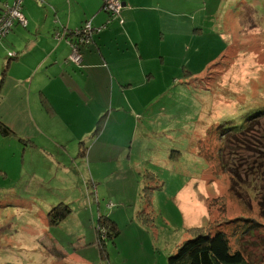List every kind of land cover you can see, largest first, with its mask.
Listing matches in <instances>:
<instances>
[{"label":"rangeland","instance_id":"1","mask_svg":"<svg viewBox=\"0 0 264 264\" xmlns=\"http://www.w3.org/2000/svg\"><path fill=\"white\" fill-rule=\"evenodd\" d=\"M13 1L0 0V14ZM168 2L179 4L185 25L192 20L199 24L190 31L192 39L185 30V41L175 51L164 49L168 79L149 84V90L162 84L163 90L151 95L148 118L136 119V135L129 133L128 118L106 126V110L101 121L98 115L93 123L86 119L75 128L81 134L77 147H90L96 139L106 145L98 154L101 160L87 162L89 173L79 156L71 164L68 157L56 159L57 154L43 156L39 169L19 159L17 174L0 173V264H165L176 245L191 236L187 228L204 224L210 233L225 232L231 248L252 263L264 264V199L259 204L264 169L256 167L260 158L254 161L263 156L264 162V0ZM17 23L26 25L27 19ZM166 30L171 36L181 31L176 24ZM6 33H0V40ZM158 106L165 108L161 114ZM250 121L258 140L252 148L234 140L230 151L239 155L227 154L233 134ZM52 140L50 148L62 156L55 142L64 145V140L58 133ZM65 146L74 148L75 143ZM106 152L113 158H103ZM131 162L139 165L136 172ZM235 164L246 177L253 165L262 188L245 181L237 194L231 188ZM90 170L94 176L102 172L104 180L94 182ZM221 195L224 212L217 202L209 203ZM60 201L71 210L51 222L47 213ZM140 210L148 216L140 218ZM100 215L119 229L105 240L104 249L99 237L106 227L98 221Z\"/></svg>","mask_w":264,"mask_h":264},{"label":"crops","instance_id":"2","mask_svg":"<svg viewBox=\"0 0 264 264\" xmlns=\"http://www.w3.org/2000/svg\"><path fill=\"white\" fill-rule=\"evenodd\" d=\"M168 1L122 0L120 22L102 9V0H22L26 25L15 22L0 40V121L12 130V134L0 132V173L17 174L19 159L38 168L43 156L56 154V159L68 157L71 164L79 156L89 173L87 162L101 160L98 154L106 145L96 139L90 147H77L81 134L75 128L86 119L93 123L106 110V126L128 118L132 122L129 133L136 135V119L148 118L153 109L149 102L163 90V84L151 90L149 84L155 78L168 79L164 49L175 51L185 41V30L192 39L190 31L199 24L192 20L185 25L179 18L183 17L179 4ZM88 17L94 25L105 26L83 47V65L79 66L67 58L71 46L65 30ZM174 24L181 31L171 36L166 27ZM9 51L15 56L8 55ZM159 108L161 114L165 108ZM57 133L64 140V145L55 142L62 156L50 148ZM73 142L74 148L65 146ZM28 144L41 148H26ZM103 158L113 157L106 152ZM139 168L131 162V170ZM89 175L94 182L104 180L102 172L94 176L90 170Z\"/></svg>","mask_w":264,"mask_h":264},{"label":"trees","instance_id":"3","mask_svg":"<svg viewBox=\"0 0 264 264\" xmlns=\"http://www.w3.org/2000/svg\"><path fill=\"white\" fill-rule=\"evenodd\" d=\"M79 26L81 28V23L79 24ZM70 31L75 32L77 31V28L69 27L65 30L67 34H71ZM103 115L104 114L100 116L99 121L102 120ZM252 121H250V123L246 127L240 129L237 133L233 134L234 136L232 137V140L227 144V154H230L231 156L239 155V153H232V151H230L233 149L231 145L232 141L234 140L245 141L249 148L253 147L254 141L258 140V136L252 133ZM0 132H2L3 134H12V130L2 121H0ZM261 140H263L262 131L259 135V141ZM236 158L238 159V157ZM257 158L260 159L256 167L264 169V162L262 164L260 163L263 159V156L254 157V161L257 160ZM243 159L244 158H242V160ZM237 166L238 164H235V166L230 167V172L232 173L231 188L237 194H241V191L237 187L239 183H243L246 181L248 184L255 183V185H257L258 183L256 182L258 181L259 177L257 178L253 165H250L251 174H249L247 177L241 176L239 170L237 169ZM147 186L148 185L146 184L145 187ZM257 186L259 189L262 188V185L260 184H258ZM263 199L264 195L259 199L260 205H263ZM212 200L209 201V203L213 204V202H217L218 208L221 212H224L226 210L225 199L223 195L213 197ZM143 201L146 203L150 202V190L144 193ZM50 207L51 208L49 209L47 215L50 216V221L54 223H57L59 220H62V218H64L71 210L69 203L67 204L62 201L54 203ZM60 209L62 210L60 211ZM147 213L148 211L140 210L138 216L140 218H144L148 216ZM98 221L102 222L103 225L106 227L105 234H103L102 237H99L102 241L104 249L105 240L108 237L112 239L118 233L119 229L117 228L115 222L110 219L107 215L98 216ZM208 229V225L205 224L189 226L187 228V231L191 233V236L183 239L176 245L175 250L167 256L165 264H255L248 260L241 250H239L238 248H231V244L229 243L228 237L225 232L217 230L214 233H210Z\"/></svg>","mask_w":264,"mask_h":264},{"label":"built area","instance_id":"4","mask_svg":"<svg viewBox=\"0 0 264 264\" xmlns=\"http://www.w3.org/2000/svg\"><path fill=\"white\" fill-rule=\"evenodd\" d=\"M122 0H102V9L105 10L109 17H118L120 22L123 19L120 17L122 8ZM26 23V18L21 10V0H14L12 4H5L4 10L0 14V33L8 32L15 22ZM105 24L94 25L90 18L85 19L80 26H76L77 31L71 32L67 38L71 46V50L67 56L68 60L77 64L83 65V47L92 41L93 34L98 32ZM54 36L58 37L59 33L54 32ZM8 55L15 56L14 51H9Z\"/></svg>","mask_w":264,"mask_h":264}]
</instances>
